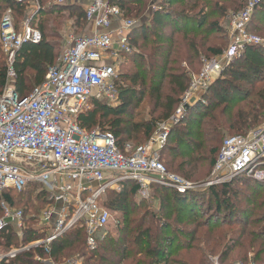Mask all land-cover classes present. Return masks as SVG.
I'll return each instance as SVG.
<instances>
[{
	"label": "built area",
	"instance_id": "obj_1",
	"mask_svg": "<svg viewBox=\"0 0 264 264\" xmlns=\"http://www.w3.org/2000/svg\"><path fill=\"white\" fill-rule=\"evenodd\" d=\"M11 1L32 4L40 10L37 0ZM54 2L61 7L82 6L86 23L95 32L69 34L44 81L22 98L13 86L14 63L22 45L40 43L42 34L30 24V18L16 25L10 8L0 20V49L6 64V83L0 94V193H21L29 185H39L50 202L38 217L48 233L46 238L0 255V264H9V260L30 248L48 253L54 241L75 229H83L87 250H95L110 232L112 220V212L103 205L102 197L107 191L120 192L127 182L137 185L135 194L140 199L150 196L152 185L179 194L194 188L171 174L161 161L160 150L179 117L158 123L155 137L143 145L127 144L124 152L117 149L112 134L86 132L77 122L78 115L90 109L92 99L111 107L119 103L121 59L135 50L130 36L139 22L125 19L121 8L110 0ZM257 3L251 0L234 17L229 47L218 60L205 63L199 76L192 77L180 110L196 105L207 85L223 73L222 63L229 65L248 47L264 46L260 38L247 31ZM242 174L264 182V126L246 135L225 138L213 166L214 178L205 185L223 184ZM1 210L0 233L13 226L22 235L23 212L4 201ZM100 231L103 233L96 236ZM37 260L55 264L51 258ZM63 264L83 263L76 257Z\"/></svg>",
	"mask_w": 264,
	"mask_h": 264
},
{
	"label": "trees",
	"instance_id": "obj_2",
	"mask_svg": "<svg viewBox=\"0 0 264 264\" xmlns=\"http://www.w3.org/2000/svg\"><path fill=\"white\" fill-rule=\"evenodd\" d=\"M42 1H49V3L46 7H43L40 4ZM37 2L40 10L34 13L30 19V24L41 32L42 41L38 44L22 45L14 63L16 78L13 86L20 98L27 96L34 87L44 81L49 68L55 65L60 55L57 53L58 42L61 39L58 32L62 27L59 15L66 12L70 18H73L75 26L78 28L86 25L85 11L82 6L64 8L57 6L54 0H37ZM167 2L171 7L179 3V0H167ZM110 3L123 9V6L113 0ZM28 6L27 3L0 0V20L4 11L10 8L16 25H19L27 12ZM144 6L143 0H135L133 9L139 15ZM258 8L255 9L254 13ZM193 9L194 6H191L188 12ZM198 14L200 16L197 19L184 13L170 12L165 8L159 10L151 20V31L156 32L157 36L153 37L150 43L145 41L142 46L147 48L150 45V49L147 48L148 55L134 56V53H132L133 56L127 55L124 59L125 61L129 58L132 60L130 61L132 62L133 73L129 75V82L137 91L125 88L124 82L127 75L120 73L117 82L119 106L116 108L111 107L106 103L92 99L90 101L91 109L78 115V124L86 132H92L94 129L100 128L102 133L112 134L115 145L121 152H124L125 142L134 139V137H131L133 134L141 135L144 140L149 139L156 125L155 121L134 123L129 131L124 129L123 126L126 124L124 118L129 114L130 109L133 106H138L145 97H148L150 101L155 100L157 106L164 111L161 117L168 118L178 104V98L188 88L192 72L200 64V57L204 54L210 55V57L218 56L227 45L225 35L219 39L222 42L221 45L209 42L212 34H222L224 32L217 24L208 25L207 18L202 12L199 11ZM50 15L55 17L49 19L48 16ZM259 19L263 20L264 23V18L262 19L259 16ZM166 25L170 26V32L167 37H163L160 31ZM251 26L252 20L248 25L249 31ZM147 31H150V29ZM147 31L135 29L130 36L131 44L135 46L138 43L139 36L140 39H147L148 35L145 34ZM215 39L218 40V37ZM2 55L0 49V59L5 63ZM239 61L242 62V68L264 72V46L248 47ZM234 64L231 65L232 68L230 67L233 78L238 73L237 70L233 69ZM222 79L215 83L217 99L213 101L214 103L210 107L199 103L189 108V116L183 122L180 121V124L174 126L168 136L165 145L166 150L169 152L168 157L171 159L168 165L188 180L195 176V170L201 162L198 153L206 152L208 158H211L209 165L212 167L221 148L220 146L218 150L219 145H222L225 133L244 135L251 128L260 125L264 121V86L255 92L237 86H233L228 91L223 89V84L226 83ZM5 83L6 67L0 64V94ZM245 94L252 95L254 101H246L243 97ZM182 125H184L183 129L180 130L179 127ZM216 153V157L213 158ZM175 160H180V163L174 164ZM246 177L248 176L241 175L235 179ZM233 182L229 181L219 185L223 189L222 193H219L217 191L218 186H215L200 198L197 197L198 194L181 195L173 190L152 185L151 193L154 191L161 192L160 194L165 193L159 210L162 214H164L163 212L165 214L160 215L159 213L156 215V213L145 212L137 219L131 218L135 211L128 208V198L135 194L137 185L127 182L123 184L120 192L107 191L102 197L103 205L111 212H117L122 219V224L120 223L116 228L118 229L117 237L111 235L108 231L106 236L99 242L98 247L93 251H88L85 246V232L83 229H75L54 241L50 245L48 253H45L41 248H30L9 260V264H42L37 258H51L55 263L60 264L67 259L66 257L70 253L84 257L85 264H209L208 245L205 246V249H195L190 246L191 241L197 235L198 228L190 230L175 228L169 236L166 235V232L171 230V226L167 225L168 223L165 220L167 218L165 217H171V214H175V223L180 226L181 223L186 221L185 217H197L205 210H209V214L214 216L215 223L211 225L209 217L197 223V227L207 230L205 238L203 237L206 245L211 241L210 237L213 230L221 225V215L223 214V216L229 218L235 212V207L230 201V197H235L234 192L230 190ZM39 188V185H29L21 193L2 191L0 193V218L3 215L1 202L4 201L12 208L23 212L24 222L27 226L30 220L26 217L29 216L27 211L32 210L31 202L36 206L37 204L43 206L44 209L50 204L46 191L42 188L39 190ZM111 195L112 197H110ZM107 197L108 201L106 202ZM211 200L215 204V208L212 207V209L210 206ZM168 209H171V211L167 212ZM41 212L37 211L36 214L39 216ZM148 218L149 221L147 222ZM16 235L17 231L13 226L1 232L0 250L8 252L13 247L28 245L46 238L48 233L45 231L37 232L28 225L22 231L20 242L17 241ZM218 242L219 240L216 239L215 245ZM237 243V240H235L225 244L224 250L221 252L222 257H228ZM191 248L196 254L181 259L173 258L178 253L189 252ZM214 248L215 246L211 248L209 253H213ZM139 257H143V259H138Z\"/></svg>",
	"mask_w": 264,
	"mask_h": 264
},
{
	"label": "rangeland",
	"instance_id": "obj_3",
	"mask_svg": "<svg viewBox=\"0 0 264 264\" xmlns=\"http://www.w3.org/2000/svg\"><path fill=\"white\" fill-rule=\"evenodd\" d=\"M114 2L118 3L120 6H123V16L125 19H132L137 20L139 22V27L137 29H143L147 31L150 29V31L145 32L146 35H148L147 39L143 38L140 39V36L138 37L137 44L134 47V56L136 55H148V47L150 49V45L147 46V48H143L145 41H152L153 37L157 36L156 32L151 31V20L153 16L160 10V9H168L170 12H178V13H184L188 16H194L198 19L200 16V13L202 12L203 15L207 18V24L213 25L217 24L220 29L224 33L222 34H212L209 42H213L215 45H221L222 42L219 40L220 37L226 36L227 39V45L223 48V51L218 56L210 57V55L204 54L200 57V64L196 69L192 72V77H197L200 75L204 64L211 61V60H218L220 56L223 55V53L227 50L231 43L232 35H233V29L231 27L232 21L234 17H236L240 12H242L245 5L250 2L251 0H212V1H205V0H179V3L169 6L167 0H143V4L145 5L143 7V11L138 15L136 14L135 10L133 9V5L135 0H113ZM258 3L256 5V8L259 7L255 13H253L250 21L252 20V26L250 27V32L247 31L254 36H257L260 38L264 43V23L263 20L259 19V16L264 18V0H257ZM49 1H42L41 6H47ZM195 3V4H194ZM194 6V9L191 12H188L190 10V7ZM125 8V9H124ZM255 8V9H256ZM131 9V10H130ZM259 13V14H258ZM55 16L50 15L48 16L49 19H53ZM62 27L59 29L58 35H60L61 39L59 40V47H58V55L62 52L63 48L66 46L67 38L66 33H72L75 36L78 34H81L85 32L86 28L84 26H80L79 28L75 26V22L73 21V18H70L68 14L62 13L59 15ZM83 18V17H82ZM22 20V19H21ZM254 25V26H253ZM161 32V36L167 37L170 32V26L166 25ZM218 37V40L215 39ZM145 39V40H144ZM133 56V54H131ZM3 56V55H2ZM241 57L233 59V61L227 65L226 63H222L223 66V73L214 79L212 82H210L206 89L203 90V93L200 94L201 98L196 103H204V106H211L213 101L217 99V88L215 83L222 79L226 84H223V89H227L230 91V89L233 86H237L240 88H243L250 92H255L261 87L264 86V72L262 71H255L250 70L247 68H242V62L239 61ZM125 59V58H124ZM127 59V58H126ZM134 59V58H133ZM127 59L122 60L121 59V65L119 73L126 74V80L124 82L125 88L134 89L137 91L136 88L132 87V85L129 82V75L133 73V67H132V60ZM222 62V61H221ZM235 63V64H234ZM0 64L2 66L6 67V64L3 62L2 59H0ZM232 64H234L233 69L236 71L237 74H235V78L231 76L230 69L232 68ZM231 67V68H230ZM127 70V71H126ZM227 70V71H226ZM226 71V72H225ZM225 73V75H223ZM191 79L188 85V88L186 91L191 88ZM187 91V92H188ZM220 91V90H219ZM222 93V92H221ZM165 94V93H163ZM184 93L181 95L178 99V104L176 105L173 113L166 119L161 117L163 115L164 111H162L161 108H159L156 104L155 100H151L148 97H145V99L138 105L133 106L130 109L129 114L125 116V125L123 126L126 131H129V129L134 125V123H148L150 121H155L156 125L154 127L153 133L151 137L147 140H144L141 135L137 136L135 134L131 135V137H134V139H131L130 141H126L125 145H133V146H139L147 143L151 138L155 137L157 133V124L161 122H166L171 119V117H179V123L180 121L183 122V120L188 117L189 109L184 111L180 110L182 104L181 101L185 97ZM117 95H119V90L117 89ZM252 95H244V99L246 101H254V98L251 97ZM119 99V98H118ZM119 103L114 105L113 107H118ZM109 105L110 104H107ZM135 105V104H134ZM90 109L91 104L89 103ZM174 124V126L178 125ZM183 126H178L180 130L183 129ZM264 126V121L254 127L251 128L249 131H247L246 134H248L250 131L258 129L259 127ZM172 127V128H173ZM94 130H97L99 133H102L100 131V128H96ZM244 134V135H246ZM233 135H239L235 133H225L222 141L230 136ZM241 135V134H240ZM166 143L163 145L162 149L160 150V156L161 160L165 164L167 170L181 179L193 184L194 188L191 191H188L186 193L187 195L190 193L198 194V198L204 196L206 193H208L209 189L215 186H218V192L222 193L223 189L221 188V184L217 185H211L206 186L205 184L211 181L213 176V166L210 167L209 160L211 158H208V155L206 152H200L199 157L201 162L199 163L197 169L195 170V176L188 180L186 179L181 173L176 172L173 168H170L168 165V162L171 161V159L168 157V151L166 150ZM221 144L218 147V150L220 148ZM125 147V146H124ZM218 152V151H217ZM217 153L213 158H215ZM180 163V160H175L174 164ZM244 176H248L246 178H233L230 181H234L231 185V192H234L235 197L231 198L230 201L235 207V212L233 213V216L231 215L229 218L227 216H223V214L220 217V223L219 227L215 230H213V233L211 234V241H209L206 245L204 244L203 237L205 238V233H207V230L203 228L197 227V223L204 221L209 217L211 220V225L215 223L214 216L209 214V210H205L202 214H200L197 217H185L186 221L181 223V225H177L175 223V214H171V217H165L167 219L166 222L167 225L171 226V230H168L166 232V235H171L173 233L174 229H182V230H190L194 228L197 229V235L194 238L193 241H191L190 246L195 249H205V246L208 245L207 255H209V264H264V182L257 181L253 179L250 175L242 174ZM241 176V175H239ZM238 176V177H239ZM235 179V180H234ZM39 190H41V186H39ZM151 191V189H150ZM161 192H150V196L148 198H142L140 199L136 194L132 195L131 198H128V208H130L132 211H135V214L131 216V218L137 219L141 214L143 213H156L158 215H164L159 210L161 209V203L163 197H165V193L160 194ZM230 193V191H229ZM181 194V195H186ZM234 196V195H233ZM112 197V195L110 196ZM108 201V197L106 199V202ZM32 206V210H28L27 214L29 215L26 217V219H29L30 222L25 227H33L34 230H37V232L45 231L44 227L39 224L38 214H36L37 211H44L43 206L37 204V206L31 202L30 204ZM211 209L212 207L215 208V204L213 200H211ZM23 207L25 208V205L23 204ZM44 209V210H43ZM171 209H168L167 212H170ZM41 214V213H40ZM39 214V215H40ZM210 215V216H209ZM229 216V215H228ZM222 219V220H221ZM149 221V218L146 220ZM122 224V219L120 218L119 214L115 211L112 212V220L110 222V233L111 235L117 237V231L118 226L116 223ZM15 224L14 222H12ZM120 225V224H119ZM46 232V231H45ZM103 233V231H100L96 234V236H100ZM17 241L20 242L22 240V235H19L17 232L16 235ZM219 240V242L215 245V240ZM237 240V245L232 249V251L229 253L228 257H222L221 252L224 250V245L229 243V241L233 242ZM27 246V245H25ZM25 246H18L13 247L12 249H21ZM214 248L213 253H209L211 248ZM203 247V248H202ZM191 248L189 252H181L177 255H174V259H181L185 258L188 255H194L196 254L195 251ZM8 252H4L0 250V254L5 255ZM77 256V254L70 253L69 256H67L66 260L68 259H74V257ZM196 257V256H195ZM138 259H143V257H139ZM59 264V263H56ZM61 264V263H60Z\"/></svg>",
	"mask_w": 264,
	"mask_h": 264
},
{
	"label": "crops",
	"instance_id": "obj_4",
	"mask_svg": "<svg viewBox=\"0 0 264 264\" xmlns=\"http://www.w3.org/2000/svg\"><path fill=\"white\" fill-rule=\"evenodd\" d=\"M110 1H111V0H110ZM64 8H65V7H64ZM37 11H39V10L35 9V7H34L32 4H29L28 9H27V12L24 14L22 20H23L24 18H27V19L30 18V19H31V18L33 17L34 13L37 12ZM84 27L86 28V30H85V32H83V33H81V34H92V33L95 32L94 29H93V27H92L90 24H87V23H86V25H85ZM69 34H71V33H66V38H67V36H68ZM81 34H80V35H81ZM0 255H2V254H0ZM76 257L82 259V263L85 264V258H84V257H81V256L77 255V256L74 257V259H75ZM51 260H52V259H51ZM70 260H73V259H68V260L65 259V260H63V263L66 262V261H70ZM53 262H54V261H53ZM54 263H55V262H54ZM63 263H61V264H63ZM42 264H43V263H42ZM55 264H56V263H55Z\"/></svg>",
	"mask_w": 264,
	"mask_h": 264
}]
</instances>
